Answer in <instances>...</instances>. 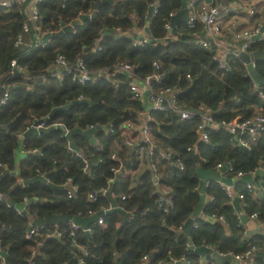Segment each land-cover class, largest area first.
<instances>
[{
	"label": "trees",
	"instance_id": "obj_1",
	"mask_svg": "<svg viewBox=\"0 0 264 264\" xmlns=\"http://www.w3.org/2000/svg\"><path fill=\"white\" fill-rule=\"evenodd\" d=\"M98 1L35 0L39 19L36 23L22 12V3L7 10L0 5V87L9 86V100L0 107V176L5 167L13 169L2 144L17 145L34 120L45 119L55 108L75 103L54 113L45 122L49 127L62 125L68 131L102 128L93 135L95 143L73 136L82 156L69 149L67 139L58 130L28 136L23 141L27 152L38 150L39 155L20 163L17 178L4 176L0 180V193L4 196L0 202V249L6 256L4 260L0 255V264H172L183 257L188 264H216L209 255L203 257L188 250V237L182 230L201 200L197 171L215 172L218 164L231 163L235 172L249 174L264 166L263 139L245 148L230 133L207 128L209 142L204 143L196 133L199 118L181 120L171 109L151 112L148 127L155 141L154 157L147 159L150 167L131 190L132 173L145 162L134 156L133 147L124 145L121 126L127 121L139 124L137 113H144L145 107L132 99L130 79L111 70L110 78L81 86L72 83L70 75L63 79L54 76L52 65L56 56L63 55L71 66L82 61L88 71L96 73L126 62L134 67L135 76L143 79L154 71L152 64L157 62L165 77L153 82L155 90L175 88L178 108L191 112L210 108L213 120L219 123L264 114V97L255 91L245 65L233 51L227 57L230 69H218L213 59L217 47L206 49L196 42L202 39L200 23H179L171 28L170 15L180 10L182 0H108L112 4H101L95 18L86 20L73 33L52 38L44 46L35 45L37 34L61 31L62 25L92 14ZM211 6L215 7L213 2ZM150 8L153 11L147 21ZM168 23L169 30L165 28ZM25 24L29 33L15 46ZM36 27L41 33L35 31ZM117 28L121 33H115ZM134 28L145 34L147 29L151 41L141 47L133 46V35L128 33ZM246 51H264V39L253 41ZM12 60L22 71L11 69ZM256 71L264 79V60L256 63ZM261 89L264 91V87ZM80 97L87 102L80 103ZM107 126H111L109 130L105 129ZM137 135L135 132L131 137ZM161 151L173 152L171 161L160 160ZM114 154L116 159H112ZM178 162L183 170L177 168ZM153 167L159 174L157 184L152 181ZM41 175H47L48 181L60 189L54 191L40 182L24 184ZM67 179L72 180L76 191L69 193L62 188ZM110 188L116 207L126 215L132 214L130 218L118 211L107 213L111 205L102 190ZM165 188L167 194L162 193ZM234 190L245 196L241 205L244 216L249 219L256 214L257 221L264 225V197L254 199L255 194L249 193L243 182L236 183ZM203 193L206 202L201 216L189 232L194 248L207 245L220 254H243L257 246L264 252V237L246 238V228L221 184L210 181ZM90 195H95V200L89 199ZM6 197L15 204L34 200L27 211L35 220L53 215L84 219L89 211L103 216L89 224L88 235L77 230L70 236L68 222L58 225L62 238L45 237L54 227L44 225L37 236L28 239L31 220L8 206ZM220 217L225 223L218 220ZM144 256L149 258L147 263L141 261ZM249 264H264V258Z\"/></svg>",
	"mask_w": 264,
	"mask_h": 264
},
{
	"label": "built area",
	"instance_id": "obj_2",
	"mask_svg": "<svg viewBox=\"0 0 264 264\" xmlns=\"http://www.w3.org/2000/svg\"><path fill=\"white\" fill-rule=\"evenodd\" d=\"M26 0H0V5L4 9H10L13 7V5L16 4H24ZM157 6V3L155 4ZM155 6V7H156ZM27 6L24 8V14L28 16V20L31 22L38 21V15H37V9L35 7V3L32 4V6L28 7V10L26 9ZM188 12H189V22L190 23H200L202 25V32L204 33V38L197 40L196 42L201 45L203 48H211V46H216L217 47V41L222 33V28L218 22V17H219V10L217 7H213L211 5L203 6L200 9L196 10L192 5L188 6ZM250 15H254L255 11L254 9L250 10ZM176 13H172L170 15V18H173ZM135 20V15L132 16ZM165 28L167 30L170 29L169 23L165 25ZM260 29L261 27L258 26L252 30H247L243 31L241 33H234V38L237 40L245 39L251 41V39L257 35L260 34ZM35 31L41 33V30L39 27L35 28ZM115 33H121V30L119 28L114 29ZM135 31V34L133 35L132 39V44L135 47H141L145 44H148V42L151 41L150 37H148L147 34L144 32L133 29ZM29 33V27L25 24L22 29V33L17 35L16 40H15V46H18L22 43L23 40V35ZM46 34H37L36 36V43L35 45L38 46L39 44H42L44 46L47 44L48 41L45 43L41 42V39L45 36ZM194 36H197L195 34ZM176 38V37H175ZM251 43L246 46V48L250 47ZM217 52L214 55V61L218 65V69L221 71H228L230 69V66L227 61V57L232 51H226L223 54L218 52V47H217ZM234 56L237 57L238 54L234 53ZM154 71L146 76L143 79L137 78L134 74V67L129 65L126 62H120L116 64L112 69H103L99 70L96 73L90 72L87 70L85 64L82 61H78L75 65L71 66L67 60L64 58L63 55H58L56 56L53 65H52V73L54 76L58 78H64L65 75H70L71 76V81L74 84L78 85H86L87 83H93L101 78H110L111 75V70L117 71L124 73L127 75V77L130 79V85H129V90L132 96L133 100H137L142 102V99L144 98L145 94L148 93L147 101L151 105L148 107L147 111L144 113L139 112L137 113V120L139 121V124L134 123L133 121H127L125 122L121 128L123 131H126L130 134L137 132L141 140L137 144L132 140L131 137L129 136H124V145L127 148L133 147V154L134 156L142 161L144 158H147L150 160L152 157H154V150L156 149L155 146V141L151 135V131L148 127V123L151 120L150 113L151 112H165L167 109H171L174 112L178 114L181 120H192L194 118H199L200 121L197 124L196 127V133L198 135V140L204 143L209 142V137L207 134V128H211L215 131H222L223 133H230L236 138V141L239 146L249 148L251 144L256 143L259 139H263L264 141V114L259 112L256 115H254L252 118L244 120V119H235L231 122L225 123V122H215L213 120V115L214 113L210 108L207 107H201L198 111H187L182 108H178L176 106V94L177 90L173 87H162L160 89L155 90L153 87V82H160L164 77H165V72L160 71L161 67L159 63L153 62L152 64ZM10 67L13 70H20L22 69L18 66L17 61L12 60L10 63ZM12 75L14 74L13 72L11 73ZM187 79L190 77L187 76ZM9 86L7 85H2L0 87V91H2V94L0 95V107L6 105V103L9 100ZM259 96L261 98L264 97V91L260 89L258 92ZM82 98L80 97L78 101H81ZM146 114V120H142L143 117ZM56 126V125H54ZM49 126L45 125V122L37 126V128H48ZM111 126H109L108 130L110 129ZM95 127L91 126L90 128L86 129H94ZM68 131V130H67ZM85 131V130H83ZM123 133V132H122ZM72 151V150H71ZM190 151V149H188ZM23 152H27L25 150V147L23 146ZM73 152V151H72ZM30 153L33 154H39L38 150H34ZM174 153L171 151H161L160 152V160H167L171 161ZM112 159H116L115 154L112 155ZM176 166L178 169L183 170V166L181 163H176ZM216 171H219L221 169H224V173L222 174L223 177H227L228 175L235 174V178H244L248 176H253L257 171H261L263 174L262 178H259V185L256 187V185H253L254 183H246V189L248 190L249 193L251 194H256L258 191L261 192V195L264 196V166H260L254 171H252L249 174L243 173V172H235L232 168L231 163H225L223 165L218 164L216 167ZM153 183L157 184V181L159 179V174L158 170L156 167H153ZM209 181L206 183V186L208 185ZM222 187L227 191V194L229 197H231L228 189L222 185ZM62 188L66 189L69 193H72L77 190V187L72 184L71 179H67L66 182L63 184ZM107 190H102V194L105 195ZM168 189H163L162 193L167 194ZM71 197V194H69ZM237 197L240 199V201H243L245 199V196L243 194H237ZM96 196L95 195H90L89 199L95 200ZM4 199V196L0 193V202ZM6 200V199H5ZM30 203H35L34 200L30 202V200H26L24 202V209L27 211V206ZM19 212V211H18ZM28 212V211H27ZM107 211H105L106 213ZM22 214L21 212H19ZM23 215V214H22ZM87 218L96 216V214L92 211H89L87 214ZM132 214H128V218H130ZM99 219V218H98ZM97 219V220H98ZM240 219V217H239ZM218 220L222 223H225V220L223 217L218 218ZM249 220H256L257 221V215L254 214L252 215ZM32 222V221H31ZM241 223V222H240ZM99 225H102V221H98ZM60 224H54L53 225V231L47 232L44 236L45 237H57V238H62L64 236L63 232L59 230ZM242 225V224H241ZM40 227V228H38ZM44 225L42 226H33L31 223L29 231L27 233V238L30 239L33 236H37L39 233V230H43ZM195 227V224L191 226ZM190 228V229H191ZM71 229L72 232L70 233V236H74L75 232L77 230H82L84 233L88 232L90 233V229L84 230L82 227L77 226L71 222ZM247 234V232H246ZM246 236V235H245ZM246 238H249L246 236ZM202 247H207L210 249H213L207 245H203ZM189 248V245H188ZM79 251L84 253L85 250L77 248ZM189 250V249H188ZM214 250V249H213ZM216 253H218L216 250H214ZM260 252L257 246H251L245 253L243 254H234L233 252H228L226 254H220L222 257H229L232 260L243 263L247 260H249L251 257H253L256 253ZM87 254V253H86ZM0 255L2 256V252L0 249ZM3 257V256H2ZM210 259H213L211 255H209ZM149 260L148 256H144L142 258V263H147ZM80 264H82V261H80ZM172 264H188V261L183 257L179 260H174Z\"/></svg>",
	"mask_w": 264,
	"mask_h": 264
},
{
	"label": "water",
	"instance_id": "obj_3",
	"mask_svg": "<svg viewBox=\"0 0 264 264\" xmlns=\"http://www.w3.org/2000/svg\"><path fill=\"white\" fill-rule=\"evenodd\" d=\"M31 0H26L24 4L22 5V12H24V8L30 2ZM205 4L211 5L212 0H203ZM194 2V0H182L181 3V8L180 10L175 14V16L171 20V28L176 27L179 23H188L189 22V12H188V6L191 5ZM103 3H110L112 4L111 1L108 0H100L98 1L95 6H94V12L91 15H85L81 16L80 18L76 19L69 25H62L61 31L53 34V35H45L42 39L41 42L45 43L46 41L52 39V38H58L62 37L66 33H73L74 29L78 26H81L86 20H92L96 16V11L98 7L103 4ZM153 8H150L148 16H147V21H149L151 15H152ZM146 33L148 34V30L146 29ZM264 34V26L261 27L260 29V34L253 37L251 41H256L261 39L262 35ZM238 54V59L245 65L246 70H247V77L251 78L255 84V91L258 92L262 87H264V79L258 74L256 71V63L258 61L264 60V51L262 52H247L246 50L237 52ZM148 93L145 94L144 98L142 99V104L145 107V111H147L148 107L151 105L147 101ZM87 101H80V103H86ZM75 103H70L67 104L63 107L60 108H55L51 111L50 115L46 117L45 119L42 120H34L31 124V126L20 136L18 142H17V148L15 150V157H14V166L13 169H9L8 167H5L3 174L0 176V180L4 176H11L12 178H17L19 176V163L25 161L26 159H29L33 156H38L39 154H33L30 152H23V140H25L28 136H39L41 134H46L49 133L53 130H58L62 133L63 137H65L68 141L69 149L72 150L73 152L79 154L82 156V152L80 149L75 145L73 142V136L74 135H80L82 137H85L88 139L91 143H95V139L93 138V135L95 131H100L102 128L100 126H96L94 129H89V130H81V129H74L72 131H67L64 126L62 125H56V126H50L48 128H37L40 124L48 121L52 115L56 112L62 111V110H67L70 107H72ZM109 126H107L105 129H108ZM123 169L120 170L122 172ZM224 169H221L219 171L215 172H208L204 171L203 169H199L197 171V175L200 179L199 183V192L201 193V200L200 203L196 206L194 210L193 216L184 224L183 226V232L187 235L188 237V245H189V250L194 251L199 253L201 256L205 257L206 255H211L216 262V264H240L239 262H236L232 260L229 257H222L218 253H216L213 249L207 248V247H201V248H194L192 241L189 237V232L190 228L192 225L195 224L196 219H198L201 215L202 208L204 203L206 202V196L204 195V189L206 187V183L209 181H213L216 183H219L225 187L229 188V193L231 195L232 199V206L238 216L240 217V222L241 224L248 230V232H252L254 230H259L260 232H264V228L257 229L255 225V221L249 220L244 216V213L241 208V201L240 199L236 196V193L233 189L234 185L238 182H243V183H251L254 179H259L263 177V174L261 171H257L253 176H248L244 178H225L223 177ZM35 182H40L45 184L47 187L50 189L57 191L60 189V187L52 185L48 181V176H37L33 180H28L24 181V184H32ZM111 188L105 193V196L108 198L111 208L107 213H112L115 211H118L125 215L126 218H128V215L124 213L121 209H118L116 207L115 200L111 197ZM7 201L8 206L15 208L17 211L21 212L24 216L28 217L31 221L33 226H42V225H54V224H63V223H68L72 222L73 224L82 227L84 230L88 229V226L91 222L96 221L98 217L103 216V213H99L96 216L90 217V218H79L77 216H66V215H53V216H48L44 220H35L33 219L30 214L24 209V203L22 204H15L14 202L10 201L7 197L5 198ZM32 202V200H30ZM106 213V214H107ZM88 235V232L85 233ZM4 260H6V256L3 255ZM260 259L264 258V253H256L254 257L250 258L249 260L246 261L250 262L253 259Z\"/></svg>",
	"mask_w": 264,
	"mask_h": 264
},
{
	"label": "crops",
	"instance_id": "obj_4",
	"mask_svg": "<svg viewBox=\"0 0 264 264\" xmlns=\"http://www.w3.org/2000/svg\"><path fill=\"white\" fill-rule=\"evenodd\" d=\"M212 2L215 5V7H217L219 10L218 22L222 28V33L217 41L218 52L223 54L226 51H233L234 53L243 50L245 51L247 49L246 46L249 44V42L252 43V41L245 39L237 40L234 38V33H241L243 31L252 30L258 26L260 27L264 26V0H212ZM33 3H35V0H31L30 2H28V4L26 5L27 6L26 9L28 10V7L29 6L31 7ZM191 5L196 10L200 9L203 6H207V4H205L203 0H194V2ZM251 9H254L255 11L254 15H250L249 12ZM128 34L129 35L135 34V31L131 30ZM202 38H204L203 32H202ZM261 39H264V34L262 35ZM142 120L144 121L146 120V114ZM122 135L131 137V134L126 131H123ZM131 138L136 144L141 140L137 136ZM16 148L17 145H11L8 142H4L2 144V149L4 153L6 154L7 158L10 159L12 162L15 157ZM142 161H144L145 163H140V167L138 168V170L132 173V183L130 187L131 190L135 189L139 185V178L142 176L145 170L150 167L149 163L147 162V158H144ZM13 166H14V162H13ZM258 181L259 179H254L252 181V183H254L253 185H256V187H258L259 185ZM226 188L229 190L228 187ZM252 197H254V199L256 200L261 198L262 197L261 192L258 191L255 195H252ZM231 205H232V199H231ZM241 205H242V201H241ZM254 221L257 229L264 228V225L260 224L256 220ZM246 232L245 235L248 236L249 238L258 235L259 236L262 235L264 237V232H260L259 230H254L249 233L248 230L246 229ZM260 253H264V252H260ZM253 260H251L250 262H252ZM250 262L246 263L245 261L240 264H249Z\"/></svg>",
	"mask_w": 264,
	"mask_h": 264
}]
</instances>
